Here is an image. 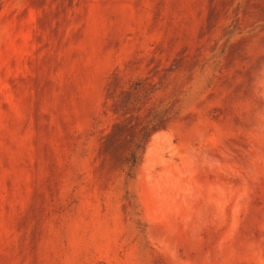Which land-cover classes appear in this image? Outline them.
Here are the masks:
<instances>
[{
	"label": "rangeland",
	"instance_id": "obj_1",
	"mask_svg": "<svg viewBox=\"0 0 264 264\" xmlns=\"http://www.w3.org/2000/svg\"><path fill=\"white\" fill-rule=\"evenodd\" d=\"M0 264H264V0H0Z\"/></svg>",
	"mask_w": 264,
	"mask_h": 264
},
{
	"label": "trees",
	"instance_id": "obj_2",
	"mask_svg": "<svg viewBox=\"0 0 264 264\" xmlns=\"http://www.w3.org/2000/svg\"><path fill=\"white\" fill-rule=\"evenodd\" d=\"M132 161L131 164L134 165L136 163L135 153H132Z\"/></svg>",
	"mask_w": 264,
	"mask_h": 264
}]
</instances>
